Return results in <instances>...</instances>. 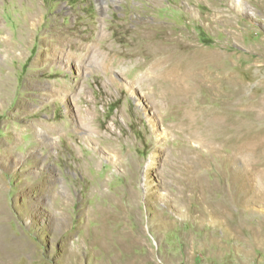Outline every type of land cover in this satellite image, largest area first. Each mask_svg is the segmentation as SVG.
Wrapping results in <instances>:
<instances>
[{
  "label": "rangeland",
  "instance_id": "374dc122",
  "mask_svg": "<svg viewBox=\"0 0 264 264\" xmlns=\"http://www.w3.org/2000/svg\"><path fill=\"white\" fill-rule=\"evenodd\" d=\"M0 264H264V0H0Z\"/></svg>",
  "mask_w": 264,
  "mask_h": 264
},
{
  "label": "bare ground",
  "instance_id": "6f19581e",
  "mask_svg": "<svg viewBox=\"0 0 264 264\" xmlns=\"http://www.w3.org/2000/svg\"><path fill=\"white\" fill-rule=\"evenodd\" d=\"M56 49H57V48H56ZM132 51H133V50H132ZM132 51H131V52H132ZM141 51H142V50H141ZM118 52H119V51H118V50H115V49L112 51L113 54H114V53H118ZM135 52H136V51H135ZM112 53H111V54H112ZM120 54H121V52H120ZM128 55H129V54H128ZM128 55H127V56H128ZM112 56H113V55H112ZM51 57H52V56H51ZM110 60H113V58L110 59ZM168 174H169V173H168Z\"/></svg>",
  "mask_w": 264,
  "mask_h": 264
}]
</instances>
